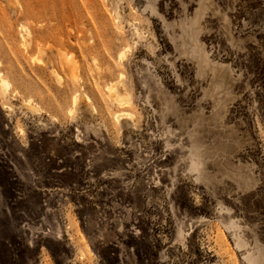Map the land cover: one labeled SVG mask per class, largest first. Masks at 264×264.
Returning a JSON list of instances; mask_svg holds the SVG:
<instances>
[{
    "label": "rangeland",
    "instance_id": "1",
    "mask_svg": "<svg viewBox=\"0 0 264 264\" xmlns=\"http://www.w3.org/2000/svg\"><path fill=\"white\" fill-rule=\"evenodd\" d=\"M0 264H264V0H0Z\"/></svg>",
    "mask_w": 264,
    "mask_h": 264
},
{
    "label": "bare ground",
    "instance_id": "2",
    "mask_svg": "<svg viewBox=\"0 0 264 264\" xmlns=\"http://www.w3.org/2000/svg\"><path fill=\"white\" fill-rule=\"evenodd\" d=\"M28 41V40H27ZM28 44V43H27ZM69 60L65 59L64 64H68ZM2 87L3 88H7L8 87V83L6 81H1ZM113 89V87H108L109 92H111V90ZM115 98V97H114ZM118 98V97H117ZM119 99V98H118ZM121 100V99H120ZM126 113V112H125ZM189 156V155H188ZM189 158V157H188Z\"/></svg>",
    "mask_w": 264,
    "mask_h": 264
}]
</instances>
